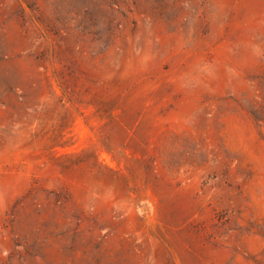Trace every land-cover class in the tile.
Here are the masks:
<instances>
[{
	"label": "rangeland",
	"instance_id": "obj_1",
	"mask_svg": "<svg viewBox=\"0 0 264 264\" xmlns=\"http://www.w3.org/2000/svg\"><path fill=\"white\" fill-rule=\"evenodd\" d=\"M0 264H264V0H0Z\"/></svg>",
	"mask_w": 264,
	"mask_h": 264
}]
</instances>
